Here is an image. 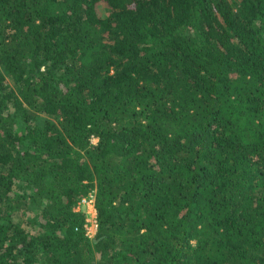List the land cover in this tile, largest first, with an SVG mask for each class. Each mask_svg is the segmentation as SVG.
Here are the masks:
<instances>
[{
    "label": "trees",
    "instance_id": "1",
    "mask_svg": "<svg viewBox=\"0 0 264 264\" xmlns=\"http://www.w3.org/2000/svg\"><path fill=\"white\" fill-rule=\"evenodd\" d=\"M0 264H264V0H0Z\"/></svg>",
    "mask_w": 264,
    "mask_h": 264
},
{
    "label": "built area",
    "instance_id": "2",
    "mask_svg": "<svg viewBox=\"0 0 264 264\" xmlns=\"http://www.w3.org/2000/svg\"><path fill=\"white\" fill-rule=\"evenodd\" d=\"M81 206L83 205L85 207V205L87 206L86 208V212L88 213V218H87V228L89 229V232L91 233V235L95 234L96 233V229H97V226H98V222H97V213L94 214L92 216V218H90V215L92 214L91 210L89 209L88 206L92 205V206H95L94 203H95V199H94V195L93 194H90L89 196H85L82 198L81 200ZM85 209V208H84Z\"/></svg>",
    "mask_w": 264,
    "mask_h": 264
},
{
    "label": "rangeland",
    "instance_id": "3",
    "mask_svg": "<svg viewBox=\"0 0 264 264\" xmlns=\"http://www.w3.org/2000/svg\"><path fill=\"white\" fill-rule=\"evenodd\" d=\"M95 141L97 140V139H94ZM93 205V204H92ZM92 205H90V206H88L89 207V209L91 210V212H92V214L90 215V218H92V216L94 215V214H96L97 213V210H96V208H95V206H92ZM82 207L83 208H85L84 210H86V208H87V206L85 205V207L82 205Z\"/></svg>",
    "mask_w": 264,
    "mask_h": 264
}]
</instances>
